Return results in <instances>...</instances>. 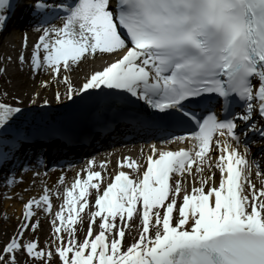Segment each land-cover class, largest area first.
<instances>
[{"label":"snow or ice","instance_id":"snow-or-ice-1","mask_svg":"<svg viewBox=\"0 0 264 264\" xmlns=\"http://www.w3.org/2000/svg\"><path fill=\"white\" fill-rule=\"evenodd\" d=\"M19 3L0 0V33ZM32 7L44 17L42 34L30 56L18 54L17 71L27 65L33 78L49 76L42 86L54 82L53 99L66 109L95 106L101 120L107 113L163 135L139 159L116 161L115 175L110 160L90 158L71 184L61 175L54 189L44 185L26 200L3 194L22 200V211L0 264H264V164L249 156L248 139L264 140V0H36ZM98 55L112 59L77 84L72 74ZM11 60L4 58L0 76ZM22 104L0 98V169L28 141ZM13 171L5 188L23 183ZM54 196L62 199L58 210ZM42 217L50 223L44 247Z\"/></svg>","mask_w":264,"mask_h":264},{"label":"bare ground","instance_id":"bare-ground-1","mask_svg":"<svg viewBox=\"0 0 264 264\" xmlns=\"http://www.w3.org/2000/svg\"><path fill=\"white\" fill-rule=\"evenodd\" d=\"M55 25L58 27L62 26L60 23H57V22L55 23ZM17 35H18L17 33L13 35V38H12L13 42L16 41ZM32 36L33 34H31V40H30L29 46L23 48L21 51V52H24L26 55H29V53H32L33 51L34 44H32L33 43ZM7 50L9 53H12V55L14 56V54L18 50V47H15L13 49L11 48L4 49L3 52L7 53ZM105 58L109 59V57H102L99 55L95 59L89 57L87 61L79 65L78 70L72 74V78L76 80L78 84L83 79L84 75L89 74L95 70H100L104 66L103 61ZM109 61H111V59H109ZM7 65L14 66L15 60L12 59ZM3 66H4V62L1 60L0 67H3ZM24 77H25L24 75L17 72V69L15 71L8 69L7 75L0 76V83L3 80H8L7 82H4V84L0 86V96L2 98L11 100L13 102H16L17 100L23 101L24 105H22L21 107L25 106L24 108L26 110H30L33 107V105H38L37 103L33 104L32 103L33 100L38 102L39 100L41 101L42 99L45 100V98H48L49 101H51L50 104L52 105L57 104L55 100L50 99V96H51L50 93L53 95L56 90V89L52 90V88L57 87V85L54 82L50 81V86L47 89H45L42 86V81L45 79H49V78L45 77L41 81L39 80V76L35 78H33L32 75L25 77V78ZM60 90L63 91V86L60 87ZM33 92L34 93L41 92V93L39 97L33 98L32 97ZM4 93H7V95L5 96ZM241 150H243V145H241ZM133 153L134 152H132L131 154L132 157L136 155V153L135 154ZM108 167H109V170H113L115 168V161L114 162L111 161ZM59 175L60 174L53 175L54 179H53V182L50 185H48L49 187H52L53 189L55 188V186L58 184L57 180H59L58 179ZM71 175L74 176V173H71ZM27 178L29 182L27 185H24V187L28 189V191H23L20 195H18L19 193L18 191H16V195L18 196H21L22 194L26 195L25 197H23L24 200L28 199L30 196L39 195L44 185H47L46 183L42 184L41 181L32 178L30 174H27ZM66 178L69 184L70 175H68ZM13 190H15V188ZM61 191H63V187H61ZM53 203L56 206L54 210H58L59 206L62 204V199H57L54 196ZM20 206H21L20 204L11 203V202H8V200L3 202V204H0V243H2L4 239L6 240V238H9L13 234L14 229L19 223V220L17 218L20 216L21 211H22V206L21 207ZM5 214L8 217H10V219H5ZM42 220H43V217H42ZM78 235L79 237L81 236L80 233H78ZM38 236L41 242H46L48 240L50 236V224L48 220H43V226L40 229Z\"/></svg>","mask_w":264,"mask_h":264},{"label":"rangeland","instance_id":"rangeland-1","mask_svg":"<svg viewBox=\"0 0 264 264\" xmlns=\"http://www.w3.org/2000/svg\"><path fill=\"white\" fill-rule=\"evenodd\" d=\"M7 67H8V69H10V70H12V71H15V70L12 69L13 67H11V65H10V66H7ZM17 72L20 73V74L23 73V72H19V71H17ZM22 75H23V74H22ZM26 77H27V76H26ZM24 78H25V77H24ZM10 79H11V78H10ZM10 79H9V80H10ZM7 81H8V80H3V81L0 83V86H1L2 84H4V82H7ZM40 93H41V92H40ZM40 93H39V96H40ZM50 95H51V96H50V99H53V95H52L51 93H50ZM35 96H37V93H34V92H33L32 97L35 98ZM0 98H2V97L0 96ZM3 99H4L6 102H9V103H13V104L15 103V102H13V101H11V100H8V99H5V98H3ZM40 99H41V98H40ZM39 101H40V100H39ZM39 101H38V102H39ZM22 105H24V102H23ZM13 203H15V204H20V205H21V204H22V200L20 201V200L17 199V200L14 201ZM49 224H50V223H49ZM6 240H7V238H6ZM4 241H5V239H4ZM39 241H40V240H39ZM46 242H47V241H46ZM46 242H41V241H40V246H41V247H44L45 244H46ZM0 247H1V243H0ZM53 264H58V262L54 261Z\"/></svg>","mask_w":264,"mask_h":264},{"label":"water","instance_id":"water-1","mask_svg":"<svg viewBox=\"0 0 264 264\" xmlns=\"http://www.w3.org/2000/svg\"><path fill=\"white\" fill-rule=\"evenodd\" d=\"M61 86H62V85H61ZM61 86H60V87H61ZM56 88H57V87H55V88H52V90H53V89H56Z\"/></svg>","mask_w":264,"mask_h":264}]
</instances>
